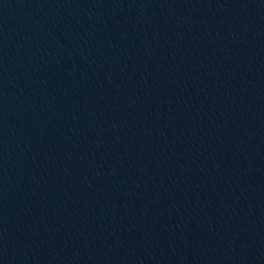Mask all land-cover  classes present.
Masks as SVG:
<instances>
[{"label": "water", "instance_id": "95a60500", "mask_svg": "<svg viewBox=\"0 0 264 264\" xmlns=\"http://www.w3.org/2000/svg\"><path fill=\"white\" fill-rule=\"evenodd\" d=\"M0 264H264V0H0Z\"/></svg>", "mask_w": 264, "mask_h": 264}]
</instances>
